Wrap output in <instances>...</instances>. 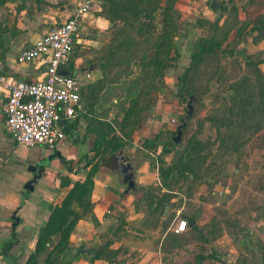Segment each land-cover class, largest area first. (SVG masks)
<instances>
[{
  "label": "rangeland",
  "instance_id": "rangeland-1",
  "mask_svg": "<svg viewBox=\"0 0 264 264\" xmlns=\"http://www.w3.org/2000/svg\"><path fill=\"white\" fill-rule=\"evenodd\" d=\"M162 4L167 6V0ZM218 4L216 11L208 5L209 18L199 19L202 29L187 45V22L174 3L178 15L175 42L180 47L175 65L157 70L146 66L145 58L156 55L162 14L148 21L142 35L134 30L121 34L117 30L122 22L114 23L109 49L101 60L89 62L106 70L105 74L102 70L104 88L92 100L88 114L78 113L65 129L71 145L66 150L46 151L43 164L61 161L80 171L91 161L95 173L100 168L116 171L112 158L117 155L123 160L139 156L137 161L127 159L136 169L149 162L158 184L143 188L140 199L132 202L133 211L140 210L147 218L131 220L134 214L127 213L125 205L119 212L109 209L105 213L112 222L102 227L100 248L108 264H264V0H219ZM117 37L134 39L136 44L132 50L120 46L126 50L123 54L119 49L111 53ZM206 41L216 53H204L192 66V53L204 52ZM185 44L191 63L180 65ZM75 49L73 62L80 53V47ZM170 55L164 54L165 61ZM95 82L83 80L84 103ZM191 95L195 97L194 113L187 118ZM133 103L137 107L127 118ZM111 113L118 115L111 118ZM183 120L187 124L181 141L175 143L173 137ZM82 122L99 131L111 132L112 127L110 143L100 150L96 163L87 155L91 142L94 147L96 141L83 137ZM76 136L81 142H74ZM121 141L133 151L127 154L125 147L118 149ZM108 178L113 184L115 177ZM30 196L36 198L33 192ZM184 205L181 216L192 219L195 227L176 235L172 227ZM91 209L92 202L81 217ZM65 252L54 264L63 263ZM198 255L209 258L200 262Z\"/></svg>",
  "mask_w": 264,
  "mask_h": 264
},
{
  "label": "crops",
  "instance_id": "crops-1",
  "mask_svg": "<svg viewBox=\"0 0 264 264\" xmlns=\"http://www.w3.org/2000/svg\"><path fill=\"white\" fill-rule=\"evenodd\" d=\"M105 2L106 0H93L92 9L84 19L82 33L75 45V48L80 47V53L72 63L71 72L86 82H95L103 77L99 66L89 62L93 59L101 60L104 51L107 52L112 42L111 34L114 23L102 16ZM211 2L212 0L175 1L177 10L187 22L184 33L187 45H191L192 41L196 40L197 32L202 29L198 24L199 19L209 18L208 5H211ZM79 5L80 0H0V46L5 72L28 82L44 79L51 58L50 54L32 62H21L19 56L24 49L34 46L51 28L70 20L77 13ZM187 45H182V53L178 62L180 65L184 62L186 65L191 63V55L185 47ZM4 97L5 95L0 90V264H25L35 251L41 229L47 223L57 203L65 198L76 182L86 178L91 166L78 171L77 167L72 164L65 166L61 161L44 165L43 160L47 157L46 148L18 144L7 134L6 116L3 111ZM82 114H88L86 107ZM110 115L111 118H116L118 113ZM99 119L103 120V118ZM70 122L71 120L62 122L64 129H68ZM86 127L87 124L84 122L79 126V129L84 132L83 137H88L87 140L95 142L98 139L99 130ZM76 140L81 142V138L77 136L74 142ZM67 141L61 149L66 150L67 145H71ZM123 150L128 154L133 151V147L129 145ZM87 155H93L92 142ZM100 158L101 154L94 163ZM126 158L130 161L139 160V156L135 159L129 156ZM127 159L124 160L135 174L137 190L126 193L127 185L123 183L119 172L100 168L94 175L91 195L92 209L78 220L70 236L69 248L61 257L63 258L62 264L66 259L69 260V264H108L106 259L93 261L95 250L97 251L102 245V227L106 229L112 222V218L109 219V216L105 215L107 210L114 209V212H119V209L125 205L127 213L134 214L131 220L137 222L147 218L142 211H133L132 202L136 198L140 199L143 188L147 189L158 183L154 174H151L149 162L138 164V169H136ZM32 164L44 165L45 169L42 177L35 183L34 191H28L25 185L34 176V173L29 170ZM69 165L73 168L72 170L69 169ZM109 175L115 177L113 184L109 183ZM79 176L82 177L79 178ZM31 192L36 198L30 196ZM185 208L184 205L179 209L177 214L179 219L183 218L181 215ZM76 209L79 213L83 211L78 207ZM15 217L19 218L17 225H15ZM184 219L189 221L186 217ZM193 226L194 224L189 225L188 229H193ZM252 228L253 234L255 228ZM9 242H14L8 250L10 261L4 257V248ZM57 242L58 238H55L52 243L48 244L47 251L39 257V264L45 262ZM82 246H86L89 252L80 253Z\"/></svg>",
  "mask_w": 264,
  "mask_h": 264
},
{
  "label": "built area",
  "instance_id": "built-area-1",
  "mask_svg": "<svg viewBox=\"0 0 264 264\" xmlns=\"http://www.w3.org/2000/svg\"><path fill=\"white\" fill-rule=\"evenodd\" d=\"M92 6L93 0H80L78 11L70 20L51 28L34 46L21 52V62L51 55L42 80L28 82L7 74L0 46V90L5 95L6 132L18 144L49 150L61 148L67 139L62 122L74 120L85 110L83 79L75 74L65 75L61 70L69 68L84 19ZM188 228V221L180 218L172 232L182 235Z\"/></svg>",
  "mask_w": 264,
  "mask_h": 264
},
{
  "label": "trees",
  "instance_id": "trees-1",
  "mask_svg": "<svg viewBox=\"0 0 264 264\" xmlns=\"http://www.w3.org/2000/svg\"><path fill=\"white\" fill-rule=\"evenodd\" d=\"M175 1L176 0H167V6L164 7L162 0H106L105 4L103 5L102 16L113 23L122 22L123 26L121 29L117 30L121 34L127 33L130 30H134L136 33L142 35L143 31H146L144 26H148L150 24L148 21L153 22L157 18L158 14H162L163 32L156 43V55L155 57H150L149 59L145 58L147 61L146 66L152 65L157 70L161 66L167 67L171 64L173 66L175 65V54L178 53V44L175 42V37L178 34V27L176 23L178 15L176 16L177 11L174 8ZM116 39L118 43L117 45H113L111 53H114L116 49H119V53L123 54V52H126V50H122L120 46L127 45V47H131L132 50L136 44L134 39L129 41L126 39V37H117L114 41H116ZM202 45L204 52L194 51L192 53V66L200 62L201 56L204 53H216V48L212 43L206 41V43ZM166 51L168 53L171 52L170 58L167 61H165L167 56L164 57V54H167ZM109 59L112 60V58ZM72 62L73 59L70 62L68 68L69 71H71ZM102 70L105 74L106 70ZM187 75L188 73L182 77V82L187 79ZM104 77L91 84L89 87V93L85 103V107L87 108L88 112L91 110L93 105L92 100H95L97 94L104 88ZM136 107L137 103H133L131 105V109L126 113L127 118L135 111ZM110 130L113 132L112 127H110ZM111 132H105L104 129H102V131H98V139L96 140V144L93 147V160H95L101 154L100 150L105 148L110 143L107 138ZM125 146L126 144L121 141L118 143L117 148H124ZM149 148L150 146L148 145L147 149ZM161 162H164V159H161ZM65 163H67L66 160ZM91 163L92 162L89 161L84 165V168L91 166L86 178L83 181L76 182L71 187L65 198L59 201L51 212L47 223L41 229V234L37 241L36 249L30 255L25 264H39V257L47 251L48 244L52 243L55 238H58V242L55 248L47 256L43 264H54V262H56L55 258L65 252L67 249L70 236L75 230L78 220L81 218V213L78 212L76 207L81 208L84 212L91 207V195L94 186V175L96 172V165H92ZM69 169L72 170L73 168L69 166ZM161 170L163 174L166 173L164 169ZM188 223L189 225L194 224L193 227H195V222L192 219L188 221ZM13 244L14 242H9L4 248V257L9 261L11 257L8 254V250L13 246ZM103 249L104 248H99L97 251L95 250L93 259H105L106 255H104ZM196 258H198L201 262L206 258H209V256L198 255Z\"/></svg>",
  "mask_w": 264,
  "mask_h": 264
},
{
  "label": "water",
  "instance_id": "water-1",
  "mask_svg": "<svg viewBox=\"0 0 264 264\" xmlns=\"http://www.w3.org/2000/svg\"><path fill=\"white\" fill-rule=\"evenodd\" d=\"M218 1L217 0H212L211 2V9L213 11H216L218 9ZM61 73L65 75H71L72 72L69 70H61ZM189 101L187 105V118L191 117L194 113V106L193 102L195 100V97L193 95L189 96ZM186 121L183 120L182 123L179 125L177 129V135L173 137V141L175 143H179L181 141V137L183 134V128L186 126ZM113 163L112 167L119 172L122 175L123 178V183L127 185L126 193H129L130 191H136L137 190V185H136V179H135V174L131 171V168L128 164L124 162L121 156L117 155L112 158ZM45 165V164H44ZM44 165L43 167L40 168L39 164H32L29 167V170L34 173V176L31 180H29L26 185L25 189L28 191H34L35 189V183L37 182L38 179L42 177V173L45 169ZM15 225L18 224L19 218L15 217ZM85 251H88V248L86 246H82L80 253H83ZM89 252V251H88Z\"/></svg>",
  "mask_w": 264,
  "mask_h": 264
},
{
  "label": "flooded vegetation",
  "instance_id": "flooded-vegetation-1",
  "mask_svg": "<svg viewBox=\"0 0 264 264\" xmlns=\"http://www.w3.org/2000/svg\"><path fill=\"white\" fill-rule=\"evenodd\" d=\"M43 167L42 165L40 166V168Z\"/></svg>",
  "mask_w": 264,
  "mask_h": 264
}]
</instances>
